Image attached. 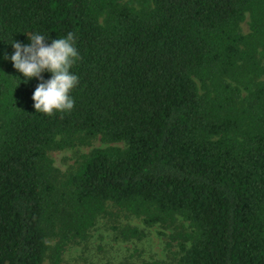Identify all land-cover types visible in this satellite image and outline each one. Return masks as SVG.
<instances>
[{"label": "trees", "instance_id": "trees-1", "mask_svg": "<svg viewBox=\"0 0 264 264\" xmlns=\"http://www.w3.org/2000/svg\"><path fill=\"white\" fill-rule=\"evenodd\" d=\"M68 33L74 108L37 113L52 74L28 80L12 44ZM97 137L125 148L60 181L49 152ZM109 206L188 223L179 264H264V0H0V264H62Z\"/></svg>", "mask_w": 264, "mask_h": 264}, {"label": "rangeland", "instance_id": "rangeland-1", "mask_svg": "<svg viewBox=\"0 0 264 264\" xmlns=\"http://www.w3.org/2000/svg\"><path fill=\"white\" fill-rule=\"evenodd\" d=\"M244 34L249 33V17L241 26ZM109 147L125 148L123 143L109 144L101 137L89 145L78 144L63 151H50L48 156L57 178L66 182L75 175L85 157L96 149ZM130 226L144 233L139 240L124 241L117 237L113 226ZM191 228L180 217L174 225L146 227L141 219L128 217L116 207L109 206L108 214L101 216L90 230L86 240H71L63 253L62 264H179L183 256L178 235L190 233ZM56 241H49L53 247ZM45 264H50L47 259Z\"/></svg>", "mask_w": 264, "mask_h": 264}, {"label": "clouds", "instance_id": "clouds-1", "mask_svg": "<svg viewBox=\"0 0 264 264\" xmlns=\"http://www.w3.org/2000/svg\"><path fill=\"white\" fill-rule=\"evenodd\" d=\"M28 37L29 45L12 44L15 52L11 60L15 69L28 80L38 78L43 81L42 73L52 74L51 79L41 82L33 94L35 110L48 116L71 112L75 102L70 93L79 82L78 77L70 72L78 58L74 34L68 33L66 38L55 39L50 45L45 43L43 35L30 34Z\"/></svg>", "mask_w": 264, "mask_h": 264}]
</instances>
